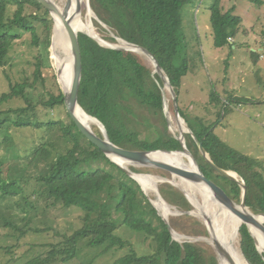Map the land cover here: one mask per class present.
Instances as JSON below:
<instances>
[{
	"label": "trees",
	"instance_id": "16d2710c",
	"mask_svg": "<svg viewBox=\"0 0 264 264\" xmlns=\"http://www.w3.org/2000/svg\"><path fill=\"white\" fill-rule=\"evenodd\" d=\"M191 1L90 0V7L97 17L94 23L99 31L105 33H100L99 37L110 44L121 38L148 50L158 60L174 92L179 96L185 76L197 67L196 64L191 65L194 59L190 54L183 25V9ZM220 1L211 2L210 21L215 45L224 47L233 44L242 18L234 14V9L224 11ZM249 1L258 6L264 4V0ZM10 5L15 6L12 15L8 12ZM30 8L32 11H29ZM52 21L50 11L39 0H0V67L6 63L15 41L24 33L30 32L34 43H40L37 32L39 27L35 22H39L46 31V44L50 45ZM78 39L82 58L79 103L88 114L103 123L110 140L127 149L181 150V141L169 131L170 118L166 105L172 106L166 100L164 81L158 72H154L155 68L144 55L103 44L86 31H80ZM36 73L41 75L39 65ZM27 87L26 82L15 84L10 92L0 96V107L16 96L27 99ZM172 102L174 103L173 99ZM44 104L52 108L63 105L66 109L63 90L59 87V91L52 94ZM173 108L174 104L172 110ZM178 108L195 137L193 139L191 134L185 135L187 147L204 174L209 178L216 174L226 184L227 189L224 188L229 194L234 199L241 200L243 188L240 183L218 173L211 166L200 150V141L216 165L235 171L244 180L247 186L246 203L250 210L257 214L264 213V172L257 161L219 137L214 129L215 121L207 124L201 119H188L184 110ZM28 109L29 107L14 110L0 108V133L4 134V141L9 143L13 129L41 127L43 124L59 126L64 140L71 145L66 151L56 154L48 171L42 172L35 179V184H41L40 197L46 196L48 205L53 207L62 203L66 207L81 208L84 212V224L66 238V246L52 245L47 255H39L20 264H65L77 255L81 238H87V245L91 247L106 245L104 251L115 246L123 247L127 241L114 235L119 224L142 232L154 248L153 253L144 255H137L131 249V253L119 260L122 264H219L218 254L212 246L205 248L201 242H180L173 238L168 224L141 184L91 142L67 111L68 122L54 119L43 123L24 118L21 114ZM12 112L19 115L12 118ZM143 129L145 132L141 137ZM95 131L102 136L100 129ZM44 146H34L31 151L32 160L40 154L48 158L50 151ZM4 162L0 158V202L18 198L16 205L28 212L36 201L29 198L30 194L36 195V185L29 189L32 187L31 178L11 177L5 171ZM129 169L135 172L141 170L134 165ZM159 190L166 201L180 210L188 211L193 208L185 194L172 184L164 182ZM2 215L3 213L0 217ZM116 215H120L119 218ZM3 217L6 226L20 228V238L25 237L29 230H41L31 227L30 222L20 227L6 215ZM237 218L239 228L242 221L238 216ZM194 226L200 234L207 233L200 223ZM239 230V246L244 257L251 264H264V253L257 248L247 226L243 224ZM262 248L264 249V244Z\"/></svg>",
	"mask_w": 264,
	"mask_h": 264
},
{
	"label": "rangeland",
	"instance_id": "374dc122",
	"mask_svg": "<svg viewBox=\"0 0 264 264\" xmlns=\"http://www.w3.org/2000/svg\"><path fill=\"white\" fill-rule=\"evenodd\" d=\"M54 1L61 7H64L66 3V0ZM212 1L192 0L183 9V22L186 23L184 30L187 35L190 54L193 55L194 59L191 65L196 64L197 67L194 72L185 76L183 80L185 84L180 89V95L175 93L178 99L177 106L184 110L188 119L195 121L201 119L207 124L215 121L216 134L236 150L257 161L264 172V47H262L264 4L258 6L249 0H221L220 4L223 10L234 9V14L242 18V23L232 45L217 47L214 43L210 21L209 6ZM82 4L81 16L84 18L83 20L93 25L96 35L105 34L99 31L94 23V19L97 20V17L92 8L91 10L88 9L90 0H83ZM14 10L15 6L10 5L8 8L9 15H12ZM29 11L32 9L30 8ZM50 17H52L51 13ZM52 20L50 45L47 46L46 44L48 39L46 31L39 22H35L36 26L39 27L37 32L40 43L38 45L34 43L33 35L30 32L24 33L21 38L15 41L6 63L0 67V96L5 92H10L15 84L24 82L28 84L26 89L28 100L22 96H16L4 102L0 108L2 110H14L29 107L21 115L24 118L43 123H48L54 119L69 121L67 109L63 105L52 108L44 104L52 94L59 91V87L62 89V84L58 78V67L54 59L55 19L52 17ZM206 25L208 27H205ZM111 44L119 47L132 46L121 38H118L116 43L111 42ZM140 54H143V57L155 68L148 55L143 52ZM38 65L41 70L40 76L36 73ZM164 90L167 103L172 107L174 104L173 110L172 107H168V104L166 105L170 118L169 131L180 138L183 128L185 130V142L186 134H191L194 139V134L187 121L183 117L180 121L177 117L173 87L164 83ZM140 113L143 112L140 111ZM10 114L12 118L19 115L15 112ZM91 127L93 130L100 129V126L93 121ZM144 132V129L140 132L141 137H143ZM10 136L11 140L8 143L4 141V134L0 133V158L5 160V171L11 177L26 176L32 179L30 183L32 187L29 189L35 187V179L42 172L48 171L56 154L66 151L67 147L71 145L64 140L59 126L46 124L41 127L13 129ZM34 146H44L45 149L49 150L48 158L40 154L35 160H32L31 151ZM27 155H29L28 158ZM182 161L186 165L191 164L186 157H183ZM126 165L127 167L131 166V164ZM134 166L141 169L137 171L141 174H151L159 178L154 183L156 187H151L149 190H146L141 182L142 189L154 203L159 200L157 191L164 182L172 184L184 194V190L188 193L185 196H188L187 198L193 205V208L188 211L180 210L164 198L171 208L172 213L166 217L176 232L174 238L180 242H201L204 243L202 246L205 248L209 246L215 248L210 239L212 236L203 212L208 211V213L211 212L213 216H216L219 212L218 205L208 199L204 192H200L192 185L189 186L186 181H182L178 177H175L178 185L173 184L171 182L172 174L165 169ZM236 175L243 183L244 180L239 174L236 173ZM211 177L223 187L226 186L216 174ZM41 187L39 183L36 185V195L30 194L29 198L36 201H34L33 208L29 207L28 212H24L21 207L16 205L18 198L5 199L2 201L3 204L0 202V215L3 213L0 217V264H20L33 257L47 255L52 245L66 246L64 243L66 238L83 226L82 216L84 212L81 208L77 206L66 207L62 203H57L53 207L48 205L46 196L40 197L39 189L41 190ZM158 210L161 215L165 216L161 209L158 208ZM4 215L20 227H24L27 222H30L31 227L41 230H29L25 237L20 238V228L6 226ZM116 216L119 218L120 215ZM22 217L27 218L23 219ZM217 220L221 223L225 219L223 215H218ZM197 223H200L202 227L204 226L207 233L200 234L198 228L195 229L194 226ZM239 229H237L238 235L233 244L242 254L239 246ZM114 235L126 240L127 244L123 247L115 246L104 251L106 245L91 247L87 245V238H81L78 242L77 255L65 264H122L119 260L131 253V249H134L137 255L154 252L151 241L146 240L142 232L133 230L124 224L118 225ZM62 242L63 245L61 246ZM258 249L260 250V248ZM61 257L62 255L59 256V263L62 262ZM221 261L222 259L219 257V264Z\"/></svg>",
	"mask_w": 264,
	"mask_h": 264
},
{
	"label": "water",
	"instance_id": "95a60500",
	"mask_svg": "<svg viewBox=\"0 0 264 264\" xmlns=\"http://www.w3.org/2000/svg\"><path fill=\"white\" fill-rule=\"evenodd\" d=\"M39 1L50 11L53 18L55 14H60L64 20L65 30H66L68 42L70 45V58H71V63H72V80H71V84L69 88H65L62 85V89H63L64 96H65V106H66L67 112L69 113L71 118L75 121L80 131L91 142L97 145L105 153L106 156H108L113 162H115L118 166L124 169L131 177L137 180L140 184L141 182L137 176L138 174H141V173L130 170L126 164L137 165V166H150V167H157V168L165 169L172 174L173 179L171 182L175 185H178L177 182L175 181V177H178L181 180L183 179V181H186L192 185L204 186L205 188L204 190L206 192L204 193L207 195L208 199H212V201H214L220 208H225V209L230 210L232 213H234L241 219L242 222L240 224V227L243 224L247 226L249 232L252 234V236L255 239L257 248H259L256 236H255V231L261 232L262 234H264V213L257 214L250 210L249 206L246 203L247 186L245 182L243 183L240 182V180L232 173L233 171L223 169L219 167L218 165H216L208 156V153L206 149L204 148L202 141L199 142L200 150L202 154L204 155V157L211 164V166L218 173L239 182L240 185L242 186L243 193H242V197L240 201H237L236 199H234L222 185H220L218 182H216L215 180H213L212 178H209L208 176L204 174V172L200 168L198 161L196 160L194 155L191 153V151L187 147V144L184 138L185 130L183 128H182L181 137L179 138L182 144L181 150L127 149V148H124V147H121L115 144L114 142L110 140L105 126L99 119L89 114L90 117L96 119L97 124L100 126L102 136L98 135L96 131L93 130V128L90 125H88L87 122L84 121L80 117V115H78L79 109H82L83 111H85L79 103V88H80V82L82 78V58H81L78 33L83 30H79L78 27H76L75 25V18L78 16H81V13H82V7H83L82 0H66L64 8L59 6L54 0H39ZM73 5H74V11L73 13H71L70 10ZM88 9L91 10L90 5L88 6ZM87 33L91 35L92 37L96 38L99 42L106 44V42L102 38H100L98 35L91 34L89 32ZM107 45L111 47L120 48V49L122 48V49H131L135 51L137 50L142 51L143 53L148 55L150 59L153 61L155 68H156L155 72H158L160 74L165 85L168 84L172 86L169 81V78L164 74V71L161 68L158 60L145 48L138 46V45H134L135 46L134 48L119 47V46H115L112 44H107ZM58 78H59V81L61 82L59 73H58ZM174 99H175V104H176L177 117L180 120L182 116L180 115L179 108L177 106L176 94L174 96ZM159 152H167V153L181 152L190 160V163L192 165L190 166V165H186L185 163H179L178 161H168L163 158L156 157L155 154ZM157 192H158L159 198L165 201L160 191L158 190ZM184 192L186 195H188L186 190H184ZM151 202L156 206V204L153 201ZM189 212L193 213L191 211ZM260 216L263 217V219H261ZM162 217L168 224L170 232L174 238V235L176 232L174 228L172 227V225L170 224L168 217L163 216V215ZM206 220H207V217H206ZM207 224H208V230L210 232V235L212 236L208 220H207ZM211 240H212V244L214 245L219 257L221 259L222 257H227V254L224 251L220 242L214 238H212ZM259 251L261 252V250ZM248 263L251 264L250 262Z\"/></svg>",
	"mask_w": 264,
	"mask_h": 264
},
{
	"label": "bare ground",
	"instance_id": "6f19581e",
	"mask_svg": "<svg viewBox=\"0 0 264 264\" xmlns=\"http://www.w3.org/2000/svg\"><path fill=\"white\" fill-rule=\"evenodd\" d=\"M82 3H83V0H82ZM70 11L71 13H73L74 5L72 6ZM54 19H55L54 59L58 67L57 69L60 75V80H61L62 85L65 88H69L71 84V80H72V63H71V58H70V45L68 42V37H67L66 30H65L63 18L61 17L60 14H55ZM83 19L84 18H82V16H78L75 18L76 27H78L79 30L86 31L91 34H96V32H94V29L91 23L85 22V20ZM106 44H110V43L106 42ZM127 47L134 48L135 46L132 45V46H127ZM132 51H135V50H132ZM135 52L140 53L142 51L137 50ZM78 115H80V117L84 121H86L87 124L90 126H91L92 121L97 123L96 119L90 117L89 114L86 111H83L82 109L78 110ZM155 156L163 158L168 161H178L179 163H183L182 158L186 157L181 152H176V153L159 152V153H156ZM191 165L192 164H190V166ZM232 173L235 176H237L235 172H232ZM137 177L140 180V182H142L146 190H149L151 187H156L154 183L159 179V178H156V176H153L151 174H138ZM188 184L189 186L192 185L190 183ZM192 186L196 187L198 190H200V192H205L204 186H195V185H192ZM155 204L159 209L163 211V214L165 216H168L170 215V213H172L170 205L167 202L163 201L161 198H159L158 201H155ZM203 213L207 217L208 223L210 225V231L212 233V238L217 239L220 242L224 251L227 254V257H222L221 264H249L246 258L243 256L244 254L242 255L240 251L236 248L235 244H233L235 238L238 235L237 215H235L228 209L220 208V207H219V212L216 216H213L211 212L208 213V211H205ZM218 215H223L225 220L224 221L222 220L223 222L220 223V221L217 220ZM260 218L263 219V217L261 216ZM255 236H256L260 250L264 252V249L262 248V245L264 244V234H262L261 232L255 231Z\"/></svg>",
	"mask_w": 264,
	"mask_h": 264
},
{
	"label": "crops",
	"instance_id": "0c3cea01",
	"mask_svg": "<svg viewBox=\"0 0 264 264\" xmlns=\"http://www.w3.org/2000/svg\"><path fill=\"white\" fill-rule=\"evenodd\" d=\"M184 22H185V21H184ZM184 22H183V25L185 26L186 23L184 24ZM188 23H189V22H188ZM190 23H191V21H190ZM205 27H208V25H206ZM234 39H235V38H234ZM192 72H194V71H192ZM190 73H191V72H190ZM184 84H185V82H183V85H184ZM183 85H182V86H183Z\"/></svg>",
	"mask_w": 264,
	"mask_h": 264
}]
</instances>
